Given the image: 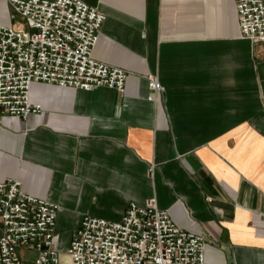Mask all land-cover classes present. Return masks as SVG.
<instances>
[{
	"label": "crops",
	"instance_id": "obj_1",
	"mask_svg": "<svg viewBox=\"0 0 264 264\" xmlns=\"http://www.w3.org/2000/svg\"><path fill=\"white\" fill-rule=\"evenodd\" d=\"M82 1L107 16L93 58L127 72L125 92L33 83L40 113L0 114V183L60 207V246L154 198L205 239L204 264H264V43L237 0ZM24 23L0 0L1 25Z\"/></svg>",
	"mask_w": 264,
	"mask_h": 264
},
{
	"label": "built area",
	"instance_id": "obj_2",
	"mask_svg": "<svg viewBox=\"0 0 264 264\" xmlns=\"http://www.w3.org/2000/svg\"><path fill=\"white\" fill-rule=\"evenodd\" d=\"M23 25L0 24V114L27 119L40 113L33 83L125 92L128 74L93 58L105 13L82 0H10ZM242 36L264 43V1L237 0ZM149 80L150 96L164 92ZM60 207L27 194L15 180L0 183V264L23 262L18 249L37 253L34 264H204L206 241L179 228L156 199L132 203L122 220L86 217L62 260L56 234Z\"/></svg>",
	"mask_w": 264,
	"mask_h": 264
},
{
	"label": "rangeland",
	"instance_id": "obj_3",
	"mask_svg": "<svg viewBox=\"0 0 264 264\" xmlns=\"http://www.w3.org/2000/svg\"><path fill=\"white\" fill-rule=\"evenodd\" d=\"M61 249L63 250L62 260L66 261L67 257L65 254V250L68 249V246L61 245ZM18 254L20 255L23 262H28V263L30 262V264H34V262L37 258V253L35 251L29 250V249L19 248Z\"/></svg>",
	"mask_w": 264,
	"mask_h": 264
}]
</instances>
